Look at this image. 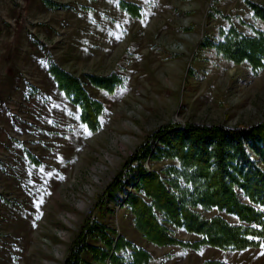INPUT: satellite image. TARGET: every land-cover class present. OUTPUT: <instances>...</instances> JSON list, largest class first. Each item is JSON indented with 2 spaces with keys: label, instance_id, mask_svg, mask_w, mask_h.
Here are the masks:
<instances>
[{
  "label": "rangeland",
  "instance_id": "obj_1",
  "mask_svg": "<svg viewBox=\"0 0 264 264\" xmlns=\"http://www.w3.org/2000/svg\"><path fill=\"white\" fill-rule=\"evenodd\" d=\"M50 1L59 5L0 0V264H61L91 215L145 246L147 264L207 258L239 264V250L142 238L126 198L119 197L133 189L136 170L123 177L114 201L103 199L102 215L97 204L135 148L163 124L264 121V68L254 74L247 63L228 62L202 46L205 36L227 24L218 10L247 32L246 22L260 21L244 0H126L140 6L135 16L120 0ZM51 63L81 79L85 73L120 77L113 90L85 83L103 104L99 129L81 121L79 106L50 73ZM160 164L149 154L143 161L147 171ZM220 213L237 222L234 214ZM171 228L179 238L196 237Z\"/></svg>",
  "mask_w": 264,
  "mask_h": 264
},
{
  "label": "trees",
  "instance_id": "obj_2",
  "mask_svg": "<svg viewBox=\"0 0 264 264\" xmlns=\"http://www.w3.org/2000/svg\"><path fill=\"white\" fill-rule=\"evenodd\" d=\"M49 3L59 5L48 0ZM251 17L260 24L246 22L244 31L227 20L213 36H205L202 46L228 62L248 64L251 72L264 68V4L244 0ZM120 7L139 15L140 6L126 0ZM49 71L58 87L80 108V118L91 130L101 127V100L92 97L85 83L113 90L120 77L115 73H85L84 79L51 63ZM152 139H156L152 147ZM149 154L158 167L146 170L143 161ZM136 170L133 189L124 206L132 214V223L148 242L157 245L179 244L200 249L203 245L221 249L242 250L262 245L264 237V121L250 126L228 127L226 124L180 126L168 122L153 129L126 159L122 168L108 183L97 204L103 214L105 199L115 200L125 183L123 177ZM131 175V174H130ZM215 208L218 212L206 215ZM111 209V208H110ZM220 212L231 213L237 222ZM196 235L182 239L172 228ZM151 252L94 215L86 217L75 233L61 264H147ZM201 264H230L221 258H207Z\"/></svg>",
  "mask_w": 264,
  "mask_h": 264
},
{
  "label": "crops",
  "instance_id": "obj_3",
  "mask_svg": "<svg viewBox=\"0 0 264 264\" xmlns=\"http://www.w3.org/2000/svg\"><path fill=\"white\" fill-rule=\"evenodd\" d=\"M262 240L264 243V237ZM239 251H240V259H241V262H239V264H264L263 245L257 247H248L246 249H242Z\"/></svg>",
  "mask_w": 264,
  "mask_h": 264
}]
</instances>
